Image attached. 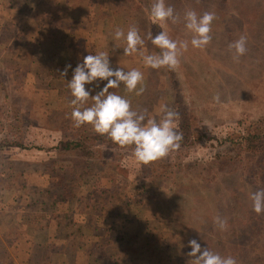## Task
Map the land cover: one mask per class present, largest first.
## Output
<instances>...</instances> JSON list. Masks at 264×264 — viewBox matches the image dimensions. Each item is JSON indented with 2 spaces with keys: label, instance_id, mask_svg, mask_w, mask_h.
<instances>
[{
  "label": "rangeland",
  "instance_id": "374dc122",
  "mask_svg": "<svg viewBox=\"0 0 264 264\" xmlns=\"http://www.w3.org/2000/svg\"><path fill=\"white\" fill-rule=\"evenodd\" d=\"M154 2L0 0V204L47 220L37 221L39 232L19 233L23 219L11 214L12 208L0 216V223L10 226L5 244L0 239V264H20L19 258L33 254L16 238L47 241V223L56 218L66 227L77 219L70 212L75 210L98 225L94 238L91 227L82 225L85 239L74 246L122 241L121 257H133L130 264H187L192 239L237 264H264V213H255L250 200L252 192L264 189V171L247 172L231 151L245 133L264 136V0H165L180 16L175 24L152 23ZM187 9L216 15L204 50L190 44L183 22ZM133 25L145 40V54L159 50L147 39L150 32L189 41L179 67L153 70L139 54L124 56L125 43L116 41L114 32L126 33ZM241 35L248 51L237 63L228 45ZM100 51L109 53L113 69L143 73L140 96L123 85L110 89L129 99L133 110L146 108L157 120L161 104L180 113L179 150L142 165L91 126L73 127L67 81L85 56ZM69 64L68 76H60ZM99 83L96 91L107 81ZM217 93L220 104L213 101ZM79 137L82 149L73 146ZM217 215L227 218L226 231L214 226ZM55 231L63 236L67 230ZM53 248L34 256L47 261Z\"/></svg>",
  "mask_w": 264,
  "mask_h": 264
},
{
  "label": "clouds",
  "instance_id": "9594fccd",
  "mask_svg": "<svg viewBox=\"0 0 264 264\" xmlns=\"http://www.w3.org/2000/svg\"><path fill=\"white\" fill-rule=\"evenodd\" d=\"M149 18L153 24H164L169 20L175 24L180 21L175 9L166 5L165 0H155L149 12ZM216 19L214 12H204L202 15L193 9H187L183 15L184 26L191 34L190 44L192 48L204 50L212 41V23ZM116 41L123 40L124 56L139 54L145 67L153 70H176L181 63V56L189 48V41H176L166 32H158L155 36L150 32L149 39L159 52L145 54L142 48L145 40L139 34L136 26H130L125 33L121 28L114 32ZM118 49V45H114ZM234 62L246 55L247 38L241 35L238 40L228 45ZM72 66L66 65L60 72V76L67 77ZM107 81L100 90V83ZM144 76L138 69L125 71L123 68L113 69L110 65L109 53L100 51L89 54L83 58L72 70V78L67 81L72 97L71 120L73 127L80 128L91 126L96 134L106 137L120 149L131 151L134 160L142 165H149L169 157L173 152L181 148L183 132L177 131L180 113L161 104L162 116L159 120L151 118L148 109L133 110L131 101L118 95L110 89L119 88L121 85L127 93H135L140 96L144 93ZM86 85H95L86 89ZM95 91V95L92 93ZM92 101L89 105L88 102ZM217 104L222 103L221 95L217 93L213 97ZM253 211L257 214L264 213V189L256 190L250 194ZM227 218L217 215L214 218V226L220 231L227 230ZM191 251L186 255L190 258L187 264H237L232 256L222 257L214 253L208 247L192 239L188 242Z\"/></svg>",
  "mask_w": 264,
  "mask_h": 264
},
{
  "label": "crops",
  "instance_id": "0c3cea01",
  "mask_svg": "<svg viewBox=\"0 0 264 264\" xmlns=\"http://www.w3.org/2000/svg\"><path fill=\"white\" fill-rule=\"evenodd\" d=\"M13 214L17 219L20 217L23 219L20 223V231L19 233H22L24 229L31 228L33 230H37L39 232V229L41 227L40 222L37 223L38 220L40 221H47L46 218L39 219V217L31 216V214L27 213H19V209L17 207H11ZM11 208L4 207L0 204V216H7L8 210ZM79 210H75L74 212L70 211L72 213V218H76L73 222L70 221L69 225H66V227L60 225V223H56L55 220H51L47 223L46 228L43 229V231L49 232V237L47 238V241H29L28 239H19L16 238L17 243L19 241H23L24 245L31 247V252L33 254H29L25 258L21 259L19 258L20 264H85L86 262H93L97 264H121L124 262V264H130L133 263V257L129 256L127 257L124 253L122 255L126 256L124 258L121 257V253L119 251L120 243L122 241H82L85 244H81L80 246L76 244L73 245V241H81L85 239L84 231L82 225H86L85 227L89 228L91 227V234L90 236L94 238L95 236V228L97 227V223L93 224L85 219L86 214H82V212L78 213ZM28 212V211H27ZM78 213V214H77ZM19 214H22L20 216ZM100 215V214H99ZM25 216V217H24ZM6 218V217H5ZM29 219V221H28ZM36 223V224H35ZM1 224V223H0ZM89 225V226H88ZM19 227V226H18ZM33 227V228H32ZM58 227L65 228L67 231L62 236L57 234L55 229L58 230ZM113 227V226H112ZM10 228V226L7 227V229ZM7 229L2 224L0 225V239H3V244H5V238H7ZM30 229V230H31ZM114 229L111 228V232ZM29 231V230H26ZM96 238V237H95ZM2 244V243H1ZM0 244V245H1ZM54 247L53 252H50L47 256L48 259L46 261V256L44 257H36L34 256L35 253H43L42 251L45 250L46 247ZM74 247L75 250L70 251V247ZM7 248V245H6ZM59 248V249H56ZM91 249H93L91 251ZM50 251V250H49ZM27 258H29L27 260ZM14 263L17 262L16 259L13 258ZM121 261V262H120ZM80 262V263H79Z\"/></svg>",
  "mask_w": 264,
  "mask_h": 264
},
{
  "label": "trees",
  "instance_id": "16d2710c",
  "mask_svg": "<svg viewBox=\"0 0 264 264\" xmlns=\"http://www.w3.org/2000/svg\"><path fill=\"white\" fill-rule=\"evenodd\" d=\"M159 52V50L157 51ZM101 137V136H99ZM105 139L104 141H109L106 137H101ZM242 139V138H240ZM89 141V139H87ZM103 141V140H102ZM103 141V143H104ZM242 144L236 143V145L232 144L231 151L234 152L236 151V155L234 156L235 158H239L240 162H243L242 164L245 166V169L247 172L251 170H258V171H264V136L260 137L259 135H253L251 133H245L243 135V139L241 140ZM73 141H69L68 145H65V148L70 149V146L73 144ZM78 143L74 144L73 146L75 148H83L85 143H83V138L79 137L78 138ZM261 154V155H260ZM255 155H260L258 157H255ZM219 159V157H216ZM254 159H260L256 160V163L253 165ZM236 164V163H235ZM224 164H220L219 166ZM260 176V175H259Z\"/></svg>",
  "mask_w": 264,
  "mask_h": 264
}]
</instances>
